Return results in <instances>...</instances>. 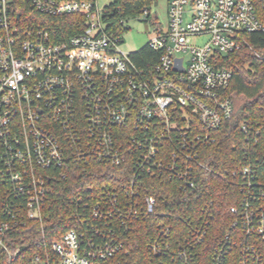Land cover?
<instances>
[{
	"label": "built area",
	"instance_id": "1",
	"mask_svg": "<svg viewBox=\"0 0 264 264\" xmlns=\"http://www.w3.org/2000/svg\"><path fill=\"white\" fill-rule=\"evenodd\" d=\"M24 1L42 16L84 22L59 40L49 25L16 13L13 0H0V256L18 254L10 249L14 231L44 228L51 187L66 179L67 167L94 161L119 168L124 182L99 197L88 189L69 198L70 230L51 243L53 259L37 255L33 264H105L128 255V234L146 219L154 231L149 264H197L209 221L181 218L184 229L175 233L143 185L166 182L187 196L212 172L205 150L233 114L225 97L232 73L214 67L215 55L237 51L240 33L264 32L252 0H169L166 28L153 29L144 46L153 52L145 67L108 29L110 4ZM140 17L149 20L147 8L119 24ZM205 37L203 45L193 42ZM239 131L246 146L257 144V127L243 123ZM248 147L231 172L240 199L228 210L229 232L200 264H264V167Z\"/></svg>",
	"mask_w": 264,
	"mask_h": 264
},
{
	"label": "trees",
	"instance_id": "2",
	"mask_svg": "<svg viewBox=\"0 0 264 264\" xmlns=\"http://www.w3.org/2000/svg\"><path fill=\"white\" fill-rule=\"evenodd\" d=\"M155 0H114L107 7L110 13L105 22L110 30L123 35L125 29L119 24L120 20L139 15L143 9ZM257 19L264 26V0H252ZM13 9L21 17L33 24H46L54 30V38L67 39L81 31L83 17L81 15L49 18L33 10L24 0H13ZM242 44L237 51L227 55H215V68H226L232 73V78L225 92V97L233 104L231 118L223 123L215 133L214 141L205 150V161L209 162L212 172L203 180L197 182L194 193L184 196L175 185L157 181H145L143 190L153 194L159 202V211L165 214L174 224L175 233L184 229L181 218L188 219L196 225L209 221L206 245L199 248L197 264L207 263L209 254L217 240L229 232L232 220L228 210L236 205L240 199L236 188V179L231 172L237 171L244 158L246 146L239 131L245 123L257 127L260 137L257 144L248 147V154L252 161L258 162V169L264 167V32L240 33ZM248 46L262 55L263 59L256 58ZM153 52L143 47L132 53L138 64L145 67ZM65 180L55 182L51 187L49 197L48 219L41 229L34 223L29 228L18 229L11 234L13 241L11 251L18 249V254L9 259L0 256V264H33L35 256L49 255L51 243L62 234L69 231V220L72 207L69 198L79 192L88 191V195L101 196L105 188L116 187L124 182L123 173L119 168L98 164L94 161L78 166L67 167ZM148 189V190H147ZM90 198V196H89ZM79 213L82 214L81 208ZM173 218V220H171ZM150 220L138 222L128 234V241L133 250L128 254H118L105 264H149L150 257L146 251V244L150 241L154 231L150 227Z\"/></svg>",
	"mask_w": 264,
	"mask_h": 264
},
{
	"label": "rangeland",
	"instance_id": "3",
	"mask_svg": "<svg viewBox=\"0 0 264 264\" xmlns=\"http://www.w3.org/2000/svg\"><path fill=\"white\" fill-rule=\"evenodd\" d=\"M169 0H155L146 8L149 12V20L143 17L131 19L124 24L125 32L122 35L120 50L127 54L136 53L141 50L153 37L156 27L165 29L167 26V9ZM114 2V0H97L99 9ZM208 38H199L195 41L197 45L207 43Z\"/></svg>",
	"mask_w": 264,
	"mask_h": 264
},
{
	"label": "water",
	"instance_id": "4",
	"mask_svg": "<svg viewBox=\"0 0 264 264\" xmlns=\"http://www.w3.org/2000/svg\"><path fill=\"white\" fill-rule=\"evenodd\" d=\"M177 63H180V60H177ZM174 69L179 70V66L177 65Z\"/></svg>",
	"mask_w": 264,
	"mask_h": 264
}]
</instances>
